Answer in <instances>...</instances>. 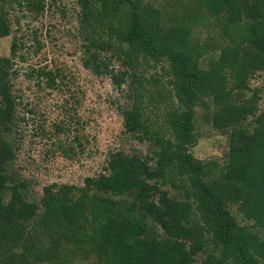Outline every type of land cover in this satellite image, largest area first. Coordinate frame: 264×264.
<instances>
[{
	"label": "trees",
	"instance_id": "trees-1",
	"mask_svg": "<svg viewBox=\"0 0 264 264\" xmlns=\"http://www.w3.org/2000/svg\"><path fill=\"white\" fill-rule=\"evenodd\" d=\"M77 4L78 35L89 53L84 66L110 73L121 89L127 130L141 142L150 140L153 155L117 151L106 172L86 177L84 186L51 183L39 200L30 199L26 183L5 167L16 154L19 124L29 117L16 103H23V89L12 93L18 70L10 56H1L0 264H91V255L92 264H264V108L256 113L258 91L245 92L264 71V0ZM16 5L31 19L44 10V0H0V38L13 34V23L21 28V18L10 17ZM39 30L32 29L36 54ZM25 47L14 35L12 56ZM213 49L219 54L206 62ZM25 77L37 79L40 89L74 79L57 62L31 68ZM41 116L34 134L52 137L47 113ZM154 116L162 122L158 127ZM251 116L253 130L246 124ZM72 119L52 124L63 133L57 146L66 158L83 146L82 135L67 138ZM211 119L214 129L230 130L224 165L204 163L190 150ZM177 178L191 182L186 200L163 188ZM230 203L255 222L242 225L245 219L230 212Z\"/></svg>",
	"mask_w": 264,
	"mask_h": 264
},
{
	"label": "rangeland",
	"instance_id": "rangeland-1",
	"mask_svg": "<svg viewBox=\"0 0 264 264\" xmlns=\"http://www.w3.org/2000/svg\"><path fill=\"white\" fill-rule=\"evenodd\" d=\"M77 2L78 0H44V10L37 19L24 17V13L31 16V12L16 5L11 8L10 17L11 19L20 17L21 28L13 23V34L0 38V57L10 56L13 68L18 70V75L12 79V93L15 96L19 94L17 89L19 87L24 92L23 103L20 99H16L17 107L22 114L29 117V123L21 121L19 124L20 134L16 154L5 167L7 172H16H12L15 174V181L26 183L30 199L39 200L43 195L44 186L51 183L84 186L86 177H96L99 173L106 172L109 157L117 151L140 153L144 158L153 155L151 149L154 147L150 140L141 142L127 130L125 115L121 110L124 102L123 99L121 100V89L116 86L110 73L97 74L93 68H86L83 64V58H87L86 55L89 53L83 46L85 41L78 35ZM37 27L40 29L38 38L42 42L39 54L34 53L36 44L32 33V29ZM14 35L19 41L25 40L26 47L12 56L11 43ZM218 54L219 51L213 49L203 59L208 62ZM55 62L67 67L74 75V79L64 87L58 80L55 88H43L42 85L40 89L36 86L37 79L25 77L26 72L31 68L39 70L44 65L54 67ZM113 65H116L115 61ZM259 74L250 79V90L245 91L246 97L251 96L253 90L258 91L260 107L256 111L257 114L264 108V71ZM38 98H40L39 103ZM26 104H30L29 108H33L34 112L29 113ZM64 106L71 109L70 116L65 113ZM46 113L49 122H45V126L50 127L54 132L55 135L52 137L34 134L35 129L40 128L39 123L44 122L41 114L46 115ZM71 116L73 130L67 138L72 139L75 135H82L80 141L83 146L77 145L78 149H75L77 153L72 152L70 157L66 158L57 146L63 133L55 132L52 124ZM154 118L153 127L155 124L157 127L162 124L159 118L157 122H155L156 116ZM212 120L202 123L203 129H200L199 140L190 150L194 158L204 163L219 160L224 165L228 149L227 135L230 130L225 133L214 129L211 127ZM246 124L248 129L253 130L255 117H249ZM150 163L153 164L154 160ZM176 182L177 184L167 183L163 188L168 190L169 196L186 200L185 193L190 189L188 186L191 182L187 183L181 178H177ZM228 208L239 221L245 219L242 225L255 222L254 219L245 216L237 203H230ZM254 228L253 230H257ZM94 256L91 255L87 259L91 264L96 262Z\"/></svg>",
	"mask_w": 264,
	"mask_h": 264
}]
</instances>
